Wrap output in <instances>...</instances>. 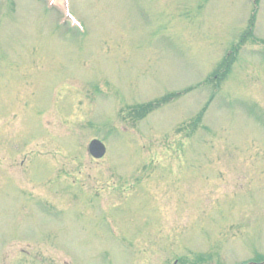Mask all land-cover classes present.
I'll return each instance as SVG.
<instances>
[{"label":"rangeland","instance_id":"1","mask_svg":"<svg viewBox=\"0 0 264 264\" xmlns=\"http://www.w3.org/2000/svg\"><path fill=\"white\" fill-rule=\"evenodd\" d=\"M0 264H264V0H0Z\"/></svg>","mask_w":264,"mask_h":264},{"label":"trees","instance_id":"2","mask_svg":"<svg viewBox=\"0 0 264 264\" xmlns=\"http://www.w3.org/2000/svg\"><path fill=\"white\" fill-rule=\"evenodd\" d=\"M255 8L257 9V3H255ZM253 16H252V18H251V20H250V22H249V25H250V29H248L247 31H245L244 33H243V35H242V39H244L245 38V35H247V33H248V35H252V29H253V27H254V20H255V15H256V10H254L253 11V14H252ZM234 54V53H236V49H234V50H231V51H229L228 52V56H230V54ZM225 62H226V59L224 60ZM229 62L227 61L226 63H225V66H227V67H225V72H227V71H229V67H230V64H228ZM219 72V70H217V71H215L214 72V74H212V77L215 79V77L216 78H219L220 77V73H218ZM217 73V74H216ZM153 103H150V104H148L147 106H144V108L143 109H146V111H147V108H151L153 105H152Z\"/></svg>","mask_w":264,"mask_h":264},{"label":"water","instance_id":"3","mask_svg":"<svg viewBox=\"0 0 264 264\" xmlns=\"http://www.w3.org/2000/svg\"><path fill=\"white\" fill-rule=\"evenodd\" d=\"M89 152L95 158H101L106 153L105 144L99 139H93L89 144Z\"/></svg>","mask_w":264,"mask_h":264}]
</instances>
